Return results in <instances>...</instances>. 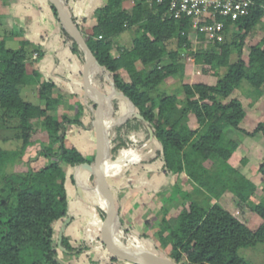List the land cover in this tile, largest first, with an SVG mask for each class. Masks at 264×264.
<instances>
[{
  "label": "trees",
  "instance_id": "16d2710c",
  "mask_svg": "<svg viewBox=\"0 0 264 264\" xmlns=\"http://www.w3.org/2000/svg\"><path fill=\"white\" fill-rule=\"evenodd\" d=\"M124 1L100 0V6L94 10L95 23L86 34L68 10L69 0H63L66 14L79 28L102 66L93 80V87L102 97L109 94V90L122 92L142 116L140 119L131 117L109 130L113 143L109 153L122 149L141 152L151 146L153 152L141 159L143 163H158L164 173L186 174L197 188L208 193L207 199H218L223 193L230 192L260 219L259 225L251 228L219 204L203 206L190 193L181 192L176 186L178 190L172 188L169 195L162 198L163 201L167 198L174 205V210L171 212L161 204L157 218L155 214L144 223L149 232L140 236L149 242L155 238L168 258L165 261L175 264H250L238 251L258 243L264 246V197L252 201L256 184L228 162L238 144L226 137L224 128L230 127L248 136L261 132L264 138L263 123H258L252 132H246L239 126L250 104L244 105L239 94L233 95L242 80L255 89L256 97L263 93L264 0H252L248 13L234 21L219 18L223 22V32L232 35L231 42L215 41L204 54L198 52L195 55L198 62L210 65L217 80L213 85L208 84L204 77L184 83L181 85V98L175 93L152 97L150 91L165 78L182 75L183 65L177 62L175 52L168 53L169 63L163 65L160 61L167 55L163 44L170 39H177L182 49L190 47L187 38L190 19L169 16L168 0L159 4L153 2L151 6L144 0H130L129 8L123 7ZM48 6L58 28L57 33L62 38L56 49L68 50L73 60L84 65V54L61 26L49 1ZM258 24L263 35L243 59L244 40ZM128 30L134 33L131 47L117 49V56H113L114 38ZM199 37L203 39L205 35L201 33ZM27 43L24 36L19 49L1 46L4 55L0 57V122H7L12 116L19 118L18 128L22 131L20 151H24L34 143V122L39 121L47 136V143L40 144L39 154L47 159V164L38 170L27 167L21 173H5L0 169V264H66L59 258V251L73 256L88 248L103 246V243H98L87 247L82 241L80 246L73 247L65 232L76 219L71 211L67 181L73 184L77 170L93 160V155L88 158L77 146L64 145L66 123L82 125L79 120L82 108H87L88 115L97 112L102 121L113 119L118 110V100L105 105H97L90 100L85 105L81 100L78 104L80 111L75 118L63 116L58 120L52 113L57 109L61 95L52 96L57 85L49 77L42 80L38 90L42 104L24 100L20 86L39 82V72L26 61L24 44ZM233 52L237 53V58L230 61ZM147 66L152 67L149 69ZM122 70L128 80L122 77ZM108 78H111V83ZM189 115L195 121L194 128L188 125ZM139 129L145 133L143 140L132 136V132ZM149 129L152 140L146 143ZM17 159L18 153L14 155V152L0 149V168L5 169ZM113 159L110 155L105 164ZM62 163L72 169L69 176L64 173ZM257 172L264 177V159L258 164ZM88 186L106 198L98 173L88 175ZM73 191L77 194L75 188ZM94 208L103 230L111 236L112 225L108 216L100 207ZM115 208L122 223L121 240L128 245L130 229L125 226L120 209ZM59 221H62L61 225L56 228ZM181 259L186 262L179 263Z\"/></svg>",
  "mask_w": 264,
  "mask_h": 264
},
{
  "label": "rangeland",
  "instance_id": "374dc122",
  "mask_svg": "<svg viewBox=\"0 0 264 264\" xmlns=\"http://www.w3.org/2000/svg\"><path fill=\"white\" fill-rule=\"evenodd\" d=\"M86 1L87 0H81V2L80 0H69L68 10L70 14L76 18L82 31L88 34L95 23V14L93 11L100 6V2L99 0H90V3H86ZM123 6L129 8L131 6L130 0H125ZM88 8L91 10H88ZM57 31L58 28L54 21L52 11L48 6V0H0V57L4 55L3 48L19 49L24 36H26L28 42L24 44L26 61L31 64L33 69L39 72V82L37 84L20 86L21 96L24 100L32 104H42L43 102L38 96L40 83L45 77L53 78L57 88H53L52 96L56 97L58 94L61 96L60 103L52 114L58 120H61L63 116L67 119H73L80 111L78 104L81 100L85 105H88V99L83 98L82 81L83 75L86 72V62L84 61V65H82L79 60H73L69 52L60 53L62 50L56 49L60 46L62 41ZM262 35L263 32L259 24L248 33L243 44V59H246L249 48L257 43ZM133 36V30L125 31L119 36H116L114 38L111 54L117 56L118 52L115 49H129ZM187 38L190 42V47L188 49L179 47L177 39H170L163 44L167 51V55L162 58L160 63L163 65L169 63L171 59L168 53L175 52L177 62L183 65V73L181 76L175 75L165 78L155 89L153 88L150 91L152 97L176 93L178 97L181 98L182 92L179 89V84L192 83L194 80H199L202 77H204L206 82L210 85L216 82L217 76L212 74L210 65L198 62L195 55L198 52L204 54L206 49L214 45L215 41L218 43L231 42L232 35L220 33L216 38H210L205 35V38L202 39L196 34L194 25L190 24ZM1 46H3V48ZM236 58L237 53L233 52L230 56V61H234ZM147 67L150 69L152 66ZM121 75L125 80H128L124 70L121 71ZM108 80L111 83V78H108ZM110 92L109 90L108 93ZM97 93L101 96L98 91ZM234 94H239L244 105L250 104L239 126L245 129L244 131L248 130L246 132H252L258 123H263L264 125V86L262 95L256 97L255 89L246 80H242L233 95ZM1 113L2 111L0 114ZM79 120L82 125L66 123V128L64 130V145L66 147L75 145L84 155L88 158H92L91 156L95 154L96 134L99 125L103 122L102 118L97 112L88 115L87 108H82V115L79 116ZM19 124V118L16 116H12L7 122H0V149L10 153L14 152V155L15 152L18 153V159L14 164L8 165L5 169L0 168L1 171L5 173H21L24 172L27 167L38 170L47 164V159L39 154L40 144L47 143V136L43 125L40 124L39 121L34 122L35 131L32 134V139L35 141L33 144L28 145L24 151H20L22 131L18 128ZM188 125L191 128H194L196 125L192 115H189ZM136 133V136H133L134 139L143 140L145 138V133L142 130ZM224 133L226 137L232 138L237 144H240L239 148H236L235 153L232 155L230 164L239 172L244 173L248 178H252L251 181L256 184L257 189L252 194L251 200H260L264 197V177L257 172V167L264 159V138L262 133L257 132L254 137H251L239 133L230 127L224 128ZM246 137L253 139L250 140L251 142H248L249 138ZM105 139V143L109 146L106 158L108 159L111 155L120 160L117 163L111 162L109 164H114L112 166L114 168L110 167V173L111 177L115 179V173L120 172L118 165L123 160L119 158L120 155L109 153L113 143L109 136ZM146 143H148V140ZM152 152L153 147L150 146V149L143 151L144 154L136 152L135 158L139 159L141 156L151 155ZM11 156H13V154ZM131 158L132 155L129 160H131ZM137 161L138 160H136V162ZM149 165L153 169L159 168L158 163L151 162ZM61 166L66 176H69L72 169L64 163H62ZM135 167L141 168L138 164L135 165ZM137 174L138 173H136V175ZM98 177L101 184L104 185L105 194L109 198L113 194V189L115 187L113 184L111 185L107 170L104 169L98 174ZM86 180H88V175L86 176ZM179 180L182 186L181 192L185 190L190 193L191 197H195L201 205L205 206L217 203L247 226L255 228L259 225L260 219L258 216L252 214L250 209L244 203L239 202L230 192L223 193L218 199H207L205 194L201 193L200 190L198 191L194 189V187L189 188L184 180L181 179V176H179ZM166 181V187L169 189V192L172 188L173 190H178L174 183L169 181V178H167ZM67 186L70 191L72 215L76 217L75 221L70 223L65 229L69 243L73 247L80 246L82 241L86 243L87 247L98 243H103V246L96 249L88 248L81 254L73 256L59 251V258L66 264H131V262L117 256L112 246L111 236L103 230L95 208L81 203L82 201L78 194L73 191V188H75L74 183L72 184L68 180ZM136 189L139 190L138 193L134 191V188L128 191L126 187L121 188V192H119L121 194L128 192V201L123 202L119 213L125 222V226L130 229L127 235L129 244L127 245L123 241L122 242L134 254L153 257L163 261L168 260L167 256L163 254L159 242L155 238L152 237V241L150 240L151 242H149L145 241L140 236L149 232L144 226V223L150 221L155 214V218H157V212L161 207L160 197L155 198L154 196L153 200L151 199L150 201V199H148L151 196L149 192L147 193V191L143 192L142 189ZM157 194L160 193L157 192ZM144 197H146V199ZM138 199H140L139 203H141V205L138 206L134 204L132 209V203L137 202ZM151 202L153 205L147 210L148 204ZM164 203H162V205H164ZM61 222L62 221H59L56 224V228L60 227ZM238 252L250 264H264V246L262 243H258L254 247L241 248ZM185 262L184 259H181L179 263Z\"/></svg>",
  "mask_w": 264,
  "mask_h": 264
},
{
  "label": "water",
  "instance_id": "95a60500",
  "mask_svg": "<svg viewBox=\"0 0 264 264\" xmlns=\"http://www.w3.org/2000/svg\"><path fill=\"white\" fill-rule=\"evenodd\" d=\"M55 8L57 17L61 26L65 29L67 34L74 40L80 51L84 54L86 64V74L83 83V98L93 101L97 105H105L113 100L122 101L126 110L123 114L116 115L113 119L103 121L97 130L95 140V154L92 163L83 164L76 172L74 177V186L77 194L82 202L89 206L100 207L108 216L112 225L111 240L114 251L120 258L131 262L133 264H175L169 261H163L148 256H140L132 253L129 248L122 242L120 230L122 223L115 206L108 201L100 193L91 188H85L81 185V178L89 174L98 173L103 166L104 161L107 159L106 154L108 145L105 143V138L109 136V130L113 127L124 124L129 118H142L136 112L135 105L131 99L122 92L114 91L106 96H99L96 89L93 87V80L96 75L101 71L102 66L99 64L92 51L88 47L79 28L70 20L64 10L63 0H48ZM152 140V131L149 129L148 141ZM88 183V181H87ZM127 249H125L124 247Z\"/></svg>",
  "mask_w": 264,
  "mask_h": 264
},
{
  "label": "crops",
  "instance_id": "0c3cea01",
  "mask_svg": "<svg viewBox=\"0 0 264 264\" xmlns=\"http://www.w3.org/2000/svg\"><path fill=\"white\" fill-rule=\"evenodd\" d=\"M80 2H81V0H80ZM99 2H100V0H99ZM86 3H90V0H87ZM130 3H131V1H130ZM124 8H126V7H124ZM88 10H91V9L88 8ZM115 50L117 51V49H115ZM66 52H69V51L65 50V51H62L60 53H66ZM85 74H86V72L83 75V79L85 78ZM83 83H84V80H83ZM182 84H184V83H180L179 84L180 91H181V85ZM172 94H174V93H172ZM243 130H245V129H243ZM138 131L136 130V131L132 132V136H136V134H137L136 132H138ZM246 131H248V130H246ZM246 138H249L248 142H251L250 140L253 139V138H250V137H246ZM239 146H240V144H238L237 149L239 148ZM146 149H150V146H147V147L144 148V150H146ZM144 150H142L141 152H138V153H143ZM234 153H235V151L233 152V154ZM116 154L120 155L119 158H121L123 160L118 165V167L120 168L119 169L120 172H116L115 173L116 174V178L113 179L111 177V173H110V171H111L110 167H112L114 164L109 165L111 162L117 163L118 161H120L115 156H114V159L111 162H109V163L105 164V161L107 159L104 161L103 166L101 167V169H100L98 174H100L104 169L107 170V172L109 174V178L111 180L110 181L111 185L113 184L115 188L113 189V191H114L113 194L109 198L105 194L106 195V199L108 201H110L115 207H118L120 209V211H121V205L123 204V202L128 201L127 200L128 192H126V193L124 192V194H121L119 192H121V188L126 187V188H128V191H131L134 188V191H137V193H138L139 190H137L136 188L142 189L143 192H146V191H147V193L149 192V194H151V196L148 198V199H150V201H151V199L153 200L154 196H155V198L160 197L159 199L161 200L160 201L161 204L165 202L164 203V207L172 212L174 210V205H172L169 202V200H167V198H166L165 201H163L162 198L163 197H167L169 195V193H170L169 189H167V187H166L167 178H169V181L174 183V185L178 186L180 188V190H181L182 186H181V182L179 180V176H181V179L184 180V182L188 185L189 188L194 187V189H196L198 191L200 190L201 193L205 194V197H208V193L202 188H197L198 186L195 183L189 181L188 177L184 173H181V174H168V173L161 172V170L159 168H156V169L154 168L153 169V168L150 167V165L148 163H143L141 161V159L144 158V156L139 157V159L135 158L137 153L134 150L122 149V150H119L118 152H116ZM131 155H132V158H131V160H129ZM232 155L228 159L229 163H230V159H232ZM145 156H148V155H145ZM136 160H138V161L136 162ZM137 164L141 168H138V167L136 168L135 165H137ZM144 165H146V166H144ZM112 168H114V167H112ZM136 173H138V174L136 175ZM242 174H244V173H242ZM249 179L252 180V178H250V177H249ZM163 189H165V190H163ZM157 192L160 193V194H157ZM167 193H168V195H167ZM130 194H132V193H130ZM144 198L146 199V197H144ZM139 202H140V199H138L137 202H133L132 205H131V208L133 209L134 204H137ZM152 205H153L152 202L149 203L147 210L150 209V207ZM134 210H136V209H134Z\"/></svg>",
  "mask_w": 264,
  "mask_h": 264
},
{
  "label": "built area",
  "instance_id": "2783aa9c",
  "mask_svg": "<svg viewBox=\"0 0 264 264\" xmlns=\"http://www.w3.org/2000/svg\"><path fill=\"white\" fill-rule=\"evenodd\" d=\"M151 6L153 2L162 0H144ZM252 0H168V15L175 19L182 16L190 19L196 34H205L216 38L223 32V22L219 18H230L231 21L245 16Z\"/></svg>",
  "mask_w": 264,
  "mask_h": 264
},
{
  "label": "bare ground",
  "instance_id": "6f19581e",
  "mask_svg": "<svg viewBox=\"0 0 264 264\" xmlns=\"http://www.w3.org/2000/svg\"><path fill=\"white\" fill-rule=\"evenodd\" d=\"M118 110L116 112V115H120V114H123L126 110V106L125 104L122 102V101H119V104H118ZM108 142V141H107ZM88 180H86V176H83L81 178V185L85 188H88V183H87ZM90 188V187H89ZM124 247V246H123ZM125 249H127L126 247H124Z\"/></svg>",
  "mask_w": 264,
  "mask_h": 264
}]
</instances>
